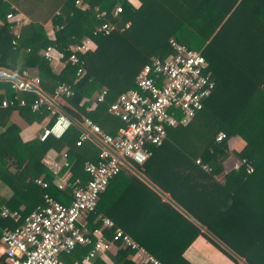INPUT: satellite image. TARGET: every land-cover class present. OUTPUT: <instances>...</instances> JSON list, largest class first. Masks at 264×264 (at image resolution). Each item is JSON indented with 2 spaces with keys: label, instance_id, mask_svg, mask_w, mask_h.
<instances>
[{
  "label": "trees",
  "instance_id": "obj_1",
  "mask_svg": "<svg viewBox=\"0 0 264 264\" xmlns=\"http://www.w3.org/2000/svg\"><path fill=\"white\" fill-rule=\"evenodd\" d=\"M11 1L16 6L12 9L10 4H0V68L15 74L26 71L38 78L39 89L50 98L57 85H70V96L60 98L96 124L101 111L106 112L119 94L135 87L134 79L150 57L163 60L173 54L169 40L200 52L214 90L186 125L168 129L163 144L153 148L139 168L155 187L247 264H264V0H137V8L128 0ZM116 7L121 12L114 16ZM14 9L26 14L28 23L12 44L11 26L4 15L16 12ZM94 9L104 11L103 20L119 28L129 25L109 36L92 35L101 23ZM47 21L53 27V39L44 31ZM86 38L95 49L79 56L84 63L81 76L68 64L55 73L42 57L48 46L67 57L69 48ZM101 90L106 91L104 100L96 103ZM14 96L24 105L18 106L17 101L13 107H0V189L8 191L0 206L18 214L17 221L0 219V228L9 229L22 225L26 216L41 207L45 194L62 205L69 204L71 187L59 190L57 183L63 178L67 184H85L88 176L83 163L96 160L90 158L93 146H74L79 131L73 123L58 139L21 141L18 127L9 122L11 112L17 110L29 124L48 112L43 107L38 112L30 110L38 98L35 93L15 92L8 81H0V103ZM83 100H93L95 110L85 112L87 104H80ZM119 126L108 134L115 135ZM218 133L226 137L220 143L214 141ZM68 135L67 143L74 151L67 150L66 165L53 176L42 158ZM231 138L242 142L238 150L229 149ZM231 158L249 160L252 174L231 170ZM196 160L209 171H203ZM123 173L129 172L122 168L98 196L95 211L85 215L87 229L99 225V214L106 215L161 264H189L183 252L198 236H206L145 185L129 177L121 179ZM37 179L46 187L35 184ZM115 185H120V200L127 201L121 207L112 202L110 187ZM103 236L111 241V230H103ZM114 244L118 247L114 255L104 252L110 262L134 264L127 259L130 252ZM88 250L77 245L58 260L81 264ZM90 261L106 264L101 256ZM0 264H5L3 255Z\"/></svg>",
  "mask_w": 264,
  "mask_h": 264
},
{
  "label": "built area",
  "instance_id": "obj_2",
  "mask_svg": "<svg viewBox=\"0 0 264 264\" xmlns=\"http://www.w3.org/2000/svg\"><path fill=\"white\" fill-rule=\"evenodd\" d=\"M75 4H78L76 1ZM95 11V18L101 23L93 30L92 35L109 36L113 32H121L122 28L104 21V11ZM121 12L120 7L113 10V15ZM5 21L11 26L14 44L19 36V29L28 23L21 14L7 13ZM53 39V38H52ZM173 54L161 60L150 57L134 79V88L119 94L108 105L107 113L119 120L120 126L115 135L104 133L89 119H83V131H79L74 142L75 147L95 137L105 147L98 153L94 162L83 163L82 170L88 176L85 184H67L66 181L57 183V189L66 186L72 189L69 204L61 203L43 196V205L37 207L23 220V224L15 229L0 228V242L5 264H59L58 256L69 253L77 245L89 247L84 257L88 262L110 244L119 243L130 252L135 264H161L150 255L143 247L138 245L130 236L115 227L107 218H100L101 227L111 230V241L107 242L101 230L86 229L80 224L82 214L93 213L96 208L98 196L103 193L110 179L116 176L123 165L117 157L131 166H142L152 155L153 148L160 147L167 137V131L176 126H184L202 110L204 100L214 90V82L207 73V64L198 51L188 49L176 42H168ZM95 45L91 39L86 38L80 44L71 46L69 54L64 57L54 46L46 47L42 52L43 59L51 64L59 61L75 69V74L83 75V61L79 58L84 53L92 52ZM9 81L10 88L17 92H33L38 98L30 105V110L38 112L42 107L48 112L53 121L49 127L42 130L38 136L39 141H44L48 136L60 138L72 125L70 119L52 103L40 96L32 89H39V79L30 76L26 71L15 74L9 71L3 75ZM71 94L70 85L59 84L54 88L53 98L68 97ZM106 91L101 90L95 102H103ZM18 100L14 96L10 100H3L0 107H13ZM18 106H23L24 101L19 100ZM226 139L223 133H218L214 141L220 143ZM109 150V151H108ZM112 151L114 155L110 153ZM117 156V157H116ZM42 163L57 176L60 166L47 155L42 158ZM203 171L209 168L199 163ZM230 169L243 170L245 175L253 172L252 163L245 159H232ZM41 188L46 184L40 179L34 181ZM0 219L17 221L16 211H9L0 206Z\"/></svg>",
  "mask_w": 264,
  "mask_h": 264
},
{
  "label": "crops",
  "instance_id": "obj_3",
  "mask_svg": "<svg viewBox=\"0 0 264 264\" xmlns=\"http://www.w3.org/2000/svg\"><path fill=\"white\" fill-rule=\"evenodd\" d=\"M129 3L134 7L137 8L136 4L132 3L131 0H128ZM22 2V0H16V4ZM138 3V1H137ZM0 4H10L12 5L11 9L16 7L15 6V2L11 1V0H0ZM139 4V3H138ZM15 10V9H14ZM16 11V10H15ZM8 13H13V14H21L23 16H25V18L28 20V17L26 14L20 12V11H16V12H8ZM7 14V13H6ZM44 31L47 34V36L49 38H52V34H53V27L51 25V23L49 21H47L44 24ZM63 63L59 62V61H53L50 64L51 69L56 73L59 72V70L63 67ZM9 71L1 69L0 68V81H8L5 78L3 79V75L6 73H8ZM9 82V81H8ZM41 92V90H40ZM44 94V93H43ZM45 95V94H44ZM47 98H49L50 102L52 103V105L58 109L60 112L64 113L69 119L70 121L75 125L76 129L78 131H83V127H82V121L83 119H85L80 113H78L77 111H75L74 109L70 108L69 106L66 105V103L63 101V99L61 98H50L47 95H45ZM87 104L85 106L84 111L91 113L95 110L96 107V103H94V101H88V100H83L81 101L80 104L82 103ZM98 123H94L95 125H97L104 133L108 134V133H112L114 131L115 126L120 122L118 119H116L115 117L111 116L110 114L104 111H101L99 116H98ZM104 119L107 121L106 125L103 124L101 122V120ZM51 117L49 115H43L40 114L39 117L34 120L32 123H27L25 122L18 114L17 110H14L11 112L10 116H9V122L14 124L15 126L18 127L19 129V137L21 139V141L23 142H27L32 140L33 138H36L39 136V134L42 132V130L44 128H46L48 126V123L50 122ZM119 128V127H118ZM117 128V129H118ZM117 132V131H116ZM116 134V133H115ZM110 135V134H108ZM69 137V135L62 139L55 147L54 149H50L45 155H47L50 159H53L59 166L60 168L64 167L66 165V152L67 150L70 151H74V149H72L69 144L67 143V138ZM82 144L86 145V146H93L94 151H92L90 158L92 159H96L97 160V153H93L98 151V153L100 152L101 149H104L105 147L101 144V142L96 139L95 137H90V139L86 140L85 142H83ZM81 144V145H82ZM232 146H236V143L231 144ZM237 147V146H236ZM239 148V147H238ZM109 151V150H108ZM110 153L113 155L114 153L112 151H110ZM95 160V161H96ZM94 162V161H91ZM131 166V165H129ZM136 172L137 174L132 173L131 171L127 170L129 173H123L120 174L119 176L121 177V179H124L123 177H129L131 180H137L139 181L141 184L145 185L147 188H149L141 179L139 176H141L142 178L146 179L150 184H152V182H150V180L148 179V177L144 174L139 172L136 168H134L133 166H131ZM124 168V167H123ZM125 169V168H124ZM118 175V174H117ZM116 175V176H117ZM115 177V176H114ZM113 177V178H114ZM112 178V179H113ZM110 179V180H112ZM62 181H65V179H61ZM109 180V182H110ZM116 181V180H115ZM60 182V180H59ZM108 182V184H109ZM107 184V185H108ZM154 186V184H152ZM120 185H115L111 189V198H112V202L114 204L117 205V207H121L123 205L126 204L127 201L122 202V196L120 195V189H119ZM155 187V186H154ZM157 188V187H156ZM150 189V188H149ZM151 190V189H150ZM153 191V190H151ZM154 192V191H153ZM8 193L7 189H0V199L2 197H4V195H6ZM119 193V195H118ZM155 193V192H154ZM163 193V192H162ZM156 194V193H155ZM164 196L166 198H168L169 200H171V198L169 197L168 194L163 193ZM157 195V194H156ZM158 196V195H157ZM160 197V196H159ZM162 201L166 202L162 197H160ZM3 199V198H2ZM172 201V200H171ZM173 202V201H172ZM168 204V202H167ZM176 204V203H175ZM121 205V206H120ZM173 208V207H172ZM175 209V208H174ZM176 210V209H175ZM107 218L109 219L111 222L112 220L103 214H99L98 216V222L99 225L93 229H103L101 227L100 224V218ZM186 219V218H185ZM187 220V219H186ZM189 221V220H188ZM138 222V220H137ZM190 222V221H189ZM113 223V222H112ZM191 223V222H190ZM80 224L85 225L86 229H87V223L85 220V214L81 216L80 219ZM192 224V223H191ZM193 225V224H192ZM91 229V230H93ZM120 229V228H119ZM104 230V229H103ZM103 230H101V232L103 233ZM121 230V229H120ZM201 232V231H200ZM202 233V232H201ZM203 234V233H202ZM117 246L116 244H110V246L107 248V250H103L100 253H98L97 256H101L104 260V262L106 264H112L110 262V260L104 255V252H108L110 255H114L116 250H117ZM2 244L0 242V256L3 255L2 254ZM183 257L184 259L189 263V264H233L231 261H229L226 257H224V255L222 253H220L217 249H215L210 243H208L204 237L202 236H198L191 244L190 246L183 252ZM128 260H130L131 262L134 263V261L132 260L130 254L127 257ZM84 258L82 259L81 264H90L91 261L88 262H84L83 261ZM59 264H62V262L59 261ZM135 264V263H134Z\"/></svg>",
  "mask_w": 264,
  "mask_h": 264
},
{
  "label": "water",
  "instance_id": "obj_4",
  "mask_svg": "<svg viewBox=\"0 0 264 264\" xmlns=\"http://www.w3.org/2000/svg\"><path fill=\"white\" fill-rule=\"evenodd\" d=\"M2 79V78H0ZM4 79V78H3ZM32 91H35L40 96L44 97L45 99L49 100L42 92H40L38 89H32ZM50 101V100H49ZM115 156V154H113ZM117 157V156H116ZM118 160L121 162L123 167L129 171H131L134 174H137V172L129 166L125 161L117 157ZM140 179L151 189L153 190L158 196L162 197L166 203L175 208L176 211L181 214L184 218L189 220L198 230H200L204 235L208 236L213 242H215L222 250H224L226 253H228L232 258H234L237 262L240 264H247L243 259H241L238 255H236L233 251H231L226 245H224L220 240H218L213 234H211L208 230H206L203 226H201L198 222H196L191 216H189L185 211H183L179 206H177L174 202L169 200L164 196V194L156 187H154L152 184H150L146 179L139 176Z\"/></svg>",
  "mask_w": 264,
  "mask_h": 264
},
{
  "label": "rangeland",
  "instance_id": "obj_5",
  "mask_svg": "<svg viewBox=\"0 0 264 264\" xmlns=\"http://www.w3.org/2000/svg\"><path fill=\"white\" fill-rule=\"evenodd\" d=\"M234 143H236V146L234 145V146H232L231 144H234ZM241 145H242V142L239 140V139H237V138H231V139H229L228 140V146H229V149H231V150H233L232 148H237L236 150H238L239 148L238 147H241ZM232 159L233 158H231V161H232ZM231 161H229V162H231ZM228 162V163H229ZM134 168H136V169H138V171L139 172H141V173H143L141 170H140V168H139V166H133ZM229 167H230V163H229ZM206 236V235H205ZM207 237V238H206ZM206 237H204V239L209 243V241L208 240H210V241H212L208 236H206ZM213 243H215V242H213ZM216 244V243H215ZM217 245V244H216ZM224 251V250H223ZM226 254H228V253H226ZM224 255V254H223ZM229 255V254H228ZM230 256V255H229ZM224 257H226L229 261H231V259H229L227 256H225L224 255ZM234 259V258H233ZM236 261V260H235ZM232 262V261H231ZM233 263V262H232ZM233 264H235V263H233ZM236 264H240L239 262H237L236 261Z\"/></svg>",
  "mask_w": 264,
  "mask_h": 264
},
{
  "label": "clouds",
  "instance_id": "obj_6",
  "mask_svg": "<svg viewBox=\"0 0 264 264\" xmlns=\"http://www.w3.org/2000/svg\"><path fill=\"white\" fill-rule=\"evenodd\" d=\"M131 2L136 4L137 7H139V4L137 3V0H131Z\"/></svg>",
  "mask_w": 264,
  "mask_h": 264
}]
</instances>
